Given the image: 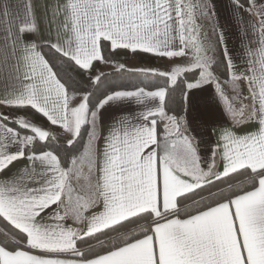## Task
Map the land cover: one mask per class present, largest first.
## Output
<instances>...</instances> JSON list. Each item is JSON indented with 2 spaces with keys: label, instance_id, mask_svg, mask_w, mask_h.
I'll list each match as a JSON object with an SVG mask.
<instances>
[{
  "label": "snow or ice",
  "instance_id": "obj_1",
  "mask_svg": "<svg viewBox=\"0 0 264 264\" xmlns=\"http://www.w3.org/2000/svg\"><path fill=\"white\" fill-rule=\"evenodd\" d=\"M0 264H264V0H0Z\"/></svg>",
  "mask_w": 264,
  "mask_h": 264
},
{
  "label": "rangeland",
  "instance_id": "obj_2",
  "mask_svg": "<svg viewBox=\"0 0 264 264\" xmlns=\"http://www.w3.org/2000/svg\"><path fill=\"white\" fill-rule=\"evenodd\" d=\"M128 63H129V65H133V64H136L137 61H136L135 59H132V60H129ZM104 70H105V71H109V72L112 71L111 68H107V69H104Z\"/></svg>",
  "mask_w": 264,
  "mask_h": 264
},
{
  "label": "crops",
  "instance_id": "obj_3",
  "mask_svg": "<svg viewBox=\"0 0 264 264\" xmlns=\"http://www.w3.org/2000/svg\"><path fill=\"white\" fill-rule=\"evenodd\" d=\"M221 15L223 16V8H221ZM235 41H234V38L230 39V42H229V47H233Z\"/></svg>",
  "mask_w": 264,
  "mask_h": 264
},
{
  "label": "trees",
  "instance_id": "obj_4",
  "mask_svg": "<svg viewBox=\"0 0 264 264\" xmlns=\"http://www.w3.org/2000/svg\"><path fill=\"white\" fill-rule=\"evenodd\" d=\"M112 78H113V77H111V76L107 77L108 80H111Z\"/></svg>",
  "mask_w": 264,
  "mask_h": 264
}]
</instances>
